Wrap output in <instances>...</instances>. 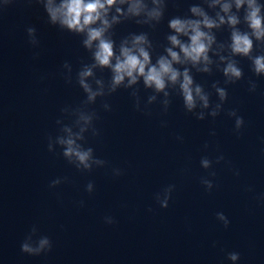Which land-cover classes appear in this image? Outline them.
Here are the masks:
<instances>
[{
	"label": "water",
	"instance_id": "95a60500",
	"mask_svg": "<svg viewBox=\"0 0 264 264\" xmlns=\"http://www.w3.org/2000/svg\"><path fill=\"white\" fill-rule=\"evenodd\" d=\"M145 3L154 7L152 0ZM224 3L231 5L228 13L222 11ZM193 6L220 25L202 26L215 36L208 53L212 63L174 67L187 68L210 93L213 106L219 99L212 85L225 88L223 111L197 120L186 112L178 90L169 87L171 103L165 112L163 94L147 104L153 92L142 81L98 97L88 108L97 114L94 126L100 134L85 133L84 144L107 163L90 172L69 164L54 139L55 152L48 151V137L66 135L59 131L64 125L78 131L70 113L86 99L77 73L92 62L90 53L81 37L50 25L37 0H12L0 9V264H232L228 252L240 254L237 264H264V77L254 74L246 57L232 56L227 23L228 16L236 15L241 21L236 27L249 31L246 0L239 10L235 0H163L159 22L137 23L146 19L143 14L121 17L110 32L117 52L122 40L131 46L133 34H147L151 46H142L155 63L171 47L167 37L176 34L168 27L170 19L203 20L191 12ZM122 7L126 11L128 6ZM28 27L36 29L37 47L28 42ZM253 41V55L264 54V42ZM229 59L238 61L243 77L225 84L222 69ZM66 62L72 68L70 83ZM205 66L211 71L197 70ZM96 77L107 82L111 73L97 69ZM250 81L256 84L254 92ZM134 89L140 110L131 95ZM105 103L110 110L103 108ZM233 109L244 119L239 135L234 118L227 115ZM219 155L230 164H216ZM204 156L213 161L212 169L201 167ZM116 168L121 175H113ZM209 171L216 176H208ZM202 176L213 180L211 192L200 183ZM55 180L60 183L50 187ZM168 185L175 189L168 207L161 208L155 196ZM217 212L228 218V228L216 219ZM107 216L115 222L106 224ZM28 235L29 243L47 236L51 251L23 253L20 246Z\"/></svg>",
	"mask_w": 264,
	"mask_h": 264
},
{
	"label": "clouds",
	"instance_id": "9594fccd",
	"mask_svg": "<svg viewBox=\"0 0 264 264\" xmlns=\"http://www.w3.org/2000/svg\"><path fill=\"white\" fill-rule=\"evenodd\" d=\"M42 5L47 22L60 29L81 37L82 47L90 53L91 63L83 64L77 73V83L85 93L86 99L81 106L71 109L70 115L74 118V126L78 131L64 125L60 128V133L55 138L48 137V151L55 152L53 148V139L55 143L62 149V156L77 170L82 172H90L94 167L100 168L106 165V161L97 158L94 155L92 147H85V133H91L93 136H99V131L94 126V121L98 119L95 111L89 110L88 106L96 102L98 97H104L115 93L117 89L123 87L132 89L142 81L145 89H151L153 94L148 97L147 104L151 105L157 100L158 94H163L162 105L163 110L167 112L171 103L169 87L178 90V94L183 100L186 112L193 114L197 120H204L207 116L217 117L223 111V104L227 99V91L223 87L212 85L218 96L219 102L214 106L210 102V93L205 92L201 84L195 83L192 75L187 68L183 71L174 67L175 64L191 63L193 66L204 62L205 65L211 64L209 58V50L215 41V36L209 32L202 30V26L207 29L218 28L220 25L216 21L210 19L199 7H191V12L197 16L203 17V20L181 19L173 17L168 22V27L173 30L175 35L167 37L171 47L165 49L167 55L159 56L155 63L152 62L150 52L142 45L148 44L147 34H133L131 37V46L128 39L121 41L119 51H116L115 42L112 39L110 29L113 25L121 22V17L132 18L140 17L142 14L145 20H137V23H150L151 21L159 22L163 17V0H152L154 7L149 8L145 0H37ZM247 10L244 16V23L249 31H241L236 25L240 24V19L236 15L228 16L227 23L232 27L230 34L229 48L232 56L246 57L251 61V69L256 76L264 77V54L253 55L254 41L264 42V4L258 3L257 0H246ZM12 3V0H3L0 9ZM220 3V0H216ZM245 4V0H235L236 8L239 10ZM122 5H127L125 11ZM113 8L115 15H111ZM231 5L222 4V11L228 13ZM219 15V14H217ZM224 18L220 17V23L223 24ZM28 42L37 47L39 41L36 37V29L28 27L26 29ZM180 35L188 37L187 42H182L178 37ZM178 48L179 52L174 49ZM182 54V55H181ZM221 59H225L221 57ZM68 70L67 80L71 82V65L67 62L63 65ZM109 70L110 79L105 82L102 78L96 77V70ZM198 71L210 72L211 69L205 66ZM226 78L225 84H232L239 81L243 77V71L238 66V61L229 59L226 66L222 69ZM92 81V82H90ZM93 83L96 87H93ZM249 91L256 90V84L250 81ZM136 98V108L140 110V99L138 90L134 89L131 93ZM147 107V106H146ZM103 108L107 111L110 106L105 103ZM200 109L197 111V109ZM207 110V111H205ZM69 108L62 109V112L68 113ZM150 114V113H148ZM229 117L234 118V130L237 135L244 126V119L238 115L235 109L227 113ZM58 125L62 124V120H57ZM163 126V125H162ZM211 135H215L212 132ZM177 139H182L177 137ZM82 141V143H78ZM205 149L208 145L205 144ZM225 161L223 155H219L215 159L216 164ZM200 165L205 170L212 169L213 161L207 156L200 160ZM122 171L118 168L113 169V175L119 176ZM235 175H239L236 171ZM208 176L215 177V171H209ZM59 180L52 181L50 187L59 184ZM200 183L204 188L211 192L214 187L212 179L207 176L200 178ZM93 183L89 182L86 190L91 193L93 191ZM175 185H168L157 193L155 199L161 208H167ZM251 191V189H248ZM83 202H81V205ZM151 211V209H149ZM216 219L228 228L230 221L223 212L216 213ZM106 224H113L115 221L112 217L104 218ZM31 235L25 237L21 243V251L28 255L39 256L42 253L51 251L52 242L47 236H43L34 243H29ZM227 259L232 264H237L240 259L238 252H228Z\"/></svg>",
	"mask_w": 264,
	"mask_h": 264
}]
</instances>
